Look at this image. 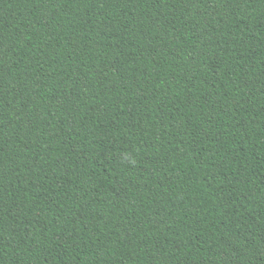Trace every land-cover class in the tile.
I'll use <instances>...</instances> for the list:
<instances>
[{
	"label": "trees",
	"instance_id": "16d2710c",
	"mask_svg": "<svg viewBox=\"0 0 264 264\" xmlns=\"http://www.w3.org/2000/svg\"><path fill=\"white\" fill-rule=\"evenodd\" d=\"M0 264H264V0H0Z\"/></svg>",
	"mask_w": 264,
	"mask_h": 264
}]
</instances>
